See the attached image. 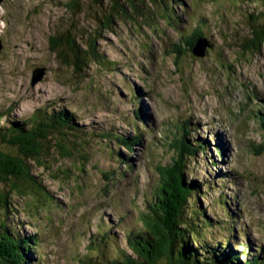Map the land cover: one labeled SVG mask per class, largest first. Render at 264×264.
<instances>
[{"label":"rangeland","instance_id":"374dc122","mask_svg":"<svg viewBox=\"0 0 264 264\" xmlns=\"http://www.w3.org/2000/svg\"><path fill=\"white\" fill-rule=\"evenodd\" d=\"M68 1L70 0L0 1V109L13 107V115L26 116L54 101L67 107L66 110L70 113L75 112L80 119L78 122L113 134L110 139L94 138L83 145L85 154L90 159L84 167L78 162V156L74 155L58 163L56 158H50L47 162L51 166L50 171L34 172L39 183L52 196L45 207V204L39 207L41 211L35 208L39 206L36 202L28 203L30 199L24 200L18 195L10 198V211L13 213L10 212L9 217L21 224L18 230L22 235H36L40 244L41 248L33 250L35 264H39V259L42 258L45 259L42 264H75L72 255L84 250L85 247L82 246H85L86 239L79 243L72 241V237L79 231L73 230L70 224L74 218L82 221L86 213L81 217H78V213L113 190L112 185L115 182L112 178L113 181H109L108 177L114 176L113 171H116L115 156L125 154L123 146L114 142L113 136L119 135L123 139H129L133 132L128 122L129 117L133 119L136 107L125 104L131 98L129 89L133 88L135 92L140 88L144 90L140 85L150 82L151 78L154 79L152 92L155 95L151 94L153 103L148 113L156 123L160 119L175 120L171 139L175 135L180 136L175 129L181 121L200 127V139L205 133L212 132L213 129L209 128L208 123H204L211 117H206L203 113L205 109L213 107L217 115H222L224 111L235 114L241 111L244 115L248 108L245 100L249 92L259 93L258 100L264 98V48L257 55L250 56L242 54L239 47L234 46L232 32L236 19H239L237 12L231 15L229 26L223 25L222 29L214 24V19L208 23L210 28L203 26V39L198 40L199 43L193 48V52H200L205 46L204 55L191 54V37L200 30L195 29V25L190 22L192 20L196 23L197 19L186 15L190 13L199 16L201 20L210 19L214 3L217 2L215 0H181L183 10L170 5L169 9L180 19L176 24L173 23L174 20L163 17L161 9L155 8L153 3L144 6L146 16L143 19H118L113 26V32L102 31L97 41L99 52L108 62L114 64L113 68L92 66L80 77L62 66L48 50V38L52 29L57 30L69 21V15L64 8ZM245 2L244 6L249 9L258 4ZM223 3L224 6H230L229 3ZM85 17L74 20L78 22L80 29L91 34L95 29L99 30L95 28L98 23L94 18L88 14ZM224 17L226 16L223 15V19ZM239 29L246 30L242 26ZM181 48L182 52L174 54ZM40 69L44 70L41 79L32 86V74ZM135 97L134 99H137ZM143 102L147 104V99L144 98ZM152 124L149 118V125ZM157 125L161 127L163 123ZM239 127L234 129V134L238 132L239 135L236 143L240 150L235 157L238 164L233 166L241 177L224 176V193L228 197L235 196L234 203H228L230 208H234L237 201L243 203L242 206L249 203V209L257 206H252L251 203H260V209L254 208L245 218L242 216L243 225L248 227L249 221L258 225V216L264 209V161L254 156L255 153L262 152L259 147L264 146V137L258 133L257 138L254 132L256 142L252 146V153H248L247 166L242 167L240 164L247 153L246 149L248 150L247 146H243L247 129ZM225 148L228 149V144H225ZM232 152L236 156L235 150ZM134 155L136 154L133 153L131 157ZM158 161L159 165L171 161L168 145L165 148L160 147ZM205 161L206 158L201 163ZM154 164L152 158L139 178H136L147 192L146 196H143L139 191L136 207L142 210L145 199H150L152 185L157 183L156 174L151 175ZM206 169L209 170L211 179L221 178L226 171V167L220 172H215L217 167ZM99 170L107 172L102 177ZM119 170L122 172L123 167H119ZM117 175L120 178L119 172ZM125 179L121 178L119 185ZM211 205L213 217L224 220L225 210L213 203ZM105 212H109L108 208ZM137 213L138 210L133 211L126 219V229L133 226L135 218H139ZM115 226L117 224L113 222L109 228L113 231ZM235 227H240L237 220ZM253 230L252 236L257 237V231ZM94 231L96 227L92 225L85 232L88 236ZM103 232L105 229L96 234L98 241L102 240ZM259 241L264 242L261 233ZM104 243L106 244V241ZM108 244L107 252L122 249L125 245L122 233L110 234Z\"/></svg>","mask_w":264,"mask_h":264},{"label":"trees","instance_id":"16d2710c","mask_svg":"<svg viewBox=\"0 0 264 264\" xmlns=\"http://www.w3.org/2000/svg\"><path fill=\"white\" fill-rule=\"evenodd\" d=\"M87 1L66 2L64 8L69 21L57 30L52 29L48 38L50 53L62 66L79 77L92 66L113 68L114 64L99 52L97 41L102 31L113 32L118 19H143L146 16L144 6L153 3L155 8L161 9L163 17L174 20L176 24L179 17L169 9L170 5L183 10L181 0ZM215 1L209 21L213 22L214 19V24L219 28L229 26L231 15L237 12L239 19H236L232 32L234 46L239 47L242 54L257 55L264 48V0ZM245 1H248L247 4H258L249 9L244 6ZM223 2L230 6H224ZM87 14L98 23L95 28L100 31L95 29L91 34L79 28L75 18L77 20ZM222 14L226 16L225 19ZM198 20L203 21L200 18ZM240 26L246 30L239 29ZM203 33L202 29L200 33L192 35V47L189 49L192 55ZM179 51L183 49L177 50L175 54L178 55ZM136 105V118L141 119L143 111L139 101ZM66 109L54 101L26 116L13 115V107L0 109V264H35L33 250L41 248L36 235H22L18 230L21 224L9 217L10 212L13 213L10 211V198L18 195L24 200L30 199L28 203L36 202L39 206L35 208L41 211L39 207L43 204L45 207L52 196L39 183L34 172L50 171L51 166L47 163L50 158H56L58 163L74 155L78 156V162L84 167L90 159L83 145L94 138L106 140L113 135L95 129L93 125L78 122L79 116ZM137 122V119L129 117L128 124L133 129L137 127ZM177 132L180 136L175 135L164 142L171 150V161L159 165L158 157H154L153 168L158 171L157 183L151 187L145 211L138 213L139 218L133 227L124 228V247L107 252L108 238L112 232H105L102 240L98 241L97 236H87L79 231L74 241L79 243L86 239V244L82 246L85 247L82 253L72 255L75 264H264V242L252 239L244 243L237 237L232 222L233 214L227 208V203L232 201L222 192L223 186L219 182L206 179L197 170V159H201L203 154L206 156L209 151L193 138V126L187 123ZM113 139L130 148L122 137L115 135ZM259 149L264 152L263 145ZM214 151L213 157L219 154L217 148ZM115 157L116 171L108 179L116 183L123 178L124 171L120 172L119 167L130 170L131 165L124 161L122 155L117 154ZM98 172L103 177L107 170ZM211 203L225 210L224 220L213 217ZM39 264L42 262L39 261Z\"/></svg>","mask_w":264,"mask_h":264},{"label":"water","instance_id":"95a60500","mask_svg":"<svg viewBox=\"0 0 264 264\" xmlns=\"http://www.w3.org/2000/svg\"><path fill=\"white\" fill-rule=\"evenodd\" d=\"M1 1V0H0ZM206 45V44H205ZM205 47V46H204ZM199 52V51H194L193 54L195 56H202L203 54V49ZM44 70L40 69V70H36L35 72H33L32 74V78H31V85L33 86L36 82H38L41 79V74H43Z\"/></svg>","mask_w":264,"mask_h":264},{"label":"clouds","instance_id":"9594fccd","mask_svg":"<svg viewBox=\"0 0 264 264\" xmlns=\"http://www.w3.org/2000/svg\"><path fill=\"white\" fill-rule=\"evenodd\" d=\"M217 182H219V180L218 179H215ZM220 183V182H219Z\"/></svg>","mask_w":264,"mask_h":264},{"label":"bare ground","instance_id":"6f19581e","mask_svg":"<svg viewBox=\"0 0 264 264\" xmlns=\"http://www.w3.org/2000/svg\"><path fill=\"white\" fill-rule=\"evenodd\" d=\"M52 201V200H51Z\"/></svg>","mask_w":264,"mask_h":264}]
</instances>
